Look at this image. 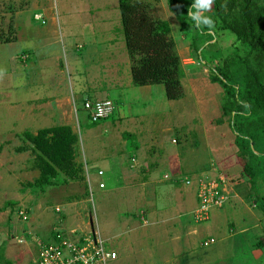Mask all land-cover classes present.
Returning a JSON list of instances; mask_svg holds the SVG:
<instances>
[{"label": "rangeland", "instance_id": "obj_1", "mask_svg": "<svg viewBox=\"0 0 264 264\" xmlns=\"http://www.w3.org/2000/svg\"><path fill=\"white\" fill-rule=\"evenodd\" d=\"M93 1L114 9L116 14L110 12L109 15L111 27L123 34L118 0ZM150 2V16L170 24L185 70L182 83L186 96L177 101L167 100L162 85L149 86V90L132 83L125 42L117 64L125 71L126 61H129V84L124 79L123 86L111 87L103 80L97 91L83 93L85 86L91 83L87 68L92 58L75 47L64 51L60 44L26 57L24 40L15 45L6 44L16 36L12 18L7 14L18 4L16 0H0V145L3 146L0 152V264H29L37 254V240L52 244L54 229L66 219L62 214L64 210L58 213L55 209H64L69 203L76 204V209L72 207L74 216L75 210L80 209L79 216L75 217L81 220L78 224L85 230L98 231L117 252L118 258L111 264H264V212L241 172L238 161L242 156L230 128V114L225 109L230 102L220 85L211 81L215 61L210 55L231 48L234 37L214 30L210 33L194 30L190 22L184 34L180 22L169 11L167 0ZM92 8L91 15L99 17L102 10ZM28 16L31 25L43 28L42 22L32 20L31 11ZM96 57L106 59L105 55ZM44 62L54 68L55 65L66 67L63 84L57 89L45 85L51 80H47L43 72L31 80L30 72L36 65L42 68ZM82 68L88 71L86 80L78 78ZM50 93L67 95L74 100L69 124L78 135V163L85 168L105 167L107 162L102 156L108 154L115 164H124L125 175L121 169L116 178L112 177L109 166L103 178L90 172L88 183L60 184L48 187L44 193L24 186L34 182L39 172L31 167L30 151H15L24 145L23 130L35 133L40 128L63 122L59 119L51 125L46 120L42 122L36 117L38 111H35L34 122L31 117L20 120L15 118L14 111L21 109L20 116H27L26 99L33 95L42 102ZM78 94L82 97L78 98ZM106 95L115 104V110L107 119L92 123L83 101ZM176 154L181 160V170L173 175L166 166L169 158ZM129 163H137L134 171H128ZM142 167L147 173H154L146 181L139 177ZM211 169L225 175L230 184V198L222 209L212 211L209 222L201 225L211 228L202 233L205 238L198 236L190 240L187 233L192 221H187L193 219L196 196L185 179L210 173ZM100 180L104 188H100ZM167 189L174 190L177 198L185 196L191 203L190 210L180 215L185 218L181 219L178 214L176 199L170 204L162 202L159 194ZM20 210L28 214V222L19 218ZM142 214L146 223L141 220ZM209 234L216 242L203 247V239Z\"/></svg>", "mask_w": 264, "mask_h": 264}, {"label": "trees", "instance_id": "obj_2", "mask_svg": "<svg viewBox=\"0 0 264 264\" xmlns=\"http://www.w3.org/2000/svg\"><path fill=\"white\" fill-rule=\"evenodd\" d=\"M150 1L159 0H118L132 83L138 87L162 85L167 100L177 101L185 97V70L170 24L150 16ZM167 1L184 34L190 22L194 30H214L234 37L231 48L210 55L215 61L211 81L220 85L230 102L225 109L242 156L238 161L241 172L264 212V0H212L204 12L209 15L202 14L211 19V28L200 25L199 20L194 24L188 15L195 0ZM21 137L24 145L15 151H30L31 167L39 172L34 182L24 185L26 188L44 193L48 187L85 181L84 165L76 161L78 135L72 127L57 125L35 133L26 130Z\"/></svg>", "mask_w": 264, "mask_h": 264}, {"label": "crops", "instance_id": "obj_3", "mask_svg": "<svg viewBox=\"0 0 264 264\" xmlns=\"http://www.w3.org/2000/svg\"><path fill=\"white\" fill-rule=\"evenodd\" d=\"M16 2L18 4L17 8L15 7L10 14H7L9 18H12V21L14 23L13 28L15 30L16 36L14 41L7 42L6 44L15 45L20 41L24 40L26 47L23 53H25L26 57L29 58L32 57V55L35 54L36 52H39L37 50H41V49L45 50L47 49L46 47H52L57 44H60L64 51H66V49L68 48L75 47L79 51L86 53L87 56L92 58L91 60L93 62H91V65L87 68L90 74L91 83H88L87 86H85L86 88L82 90L83 93H86L89 90H92L94 92L97 91L98 88H100V81L103 80L111 84V87L123 86L124 79H125V83L127 85L129 84V80H130L129 61H126L127 64L125 71L123 68H120L119 65L117 64L119 61L118 58L119 52L122 51V49H124L123 46L124 37L119 30H117L115 27H111V22L109 20L110 12H114L116 14L113 8H110V6L106 7L105 4L99 5L95 3V1L93 0H16ZM93 6H95L96 9L102 10V13L99 17H93L91 15ZM29 11H31L32 13V20L37 22H42V24L44 25L42 29L37 28L36 26H33L29 23V20L31 21L30 16H28ZM39 15L42 16L41 19H37ZM116 18L118 19L117 15ZM119 21H120V14H119ZM96 55L100 57L105 55L106 59H104V61L99 60V58L96 57ZM92 64H94L95 66H93ZM42 65H43L42 68L36 65L34 70L30 72L31 80L33 79V77H39L43 72V76L44 77L48 76L47 80H51L45 83V85H47L48 88L57 89L58 87H60V85L63 84L62 77H64L65 75L66 67L64 65H58V66L55 65L54 68V66H51V64L47 62H44ZM87 69L82 68L80 72L81 74L78 77L80 80H86L88 76ZM145 88L150 90L149 86H145ZM99 93L101 92H97L96 94ZM30 96L27 98L28 100L26 99L27 104L24 108L27 111L26 112L27 116L23 114H21L20 116L21 109L18 110L19 111L18 112L17 109L15 108L14 111L15 118L17 117V119L21 118L20 120H23L22 118L25 119L26 117H31L32 118L31 122H34L35 111H38L36 117L41 119L42 122L43 120L44 121L46 120L51 125L52 123L55 122L56 119L57 120L59 119L63 122L62 125H68L72 127L69 124V121L71 119L70 112L72 111L71 104L74 102L72 98L70 99V97L67 95L56 96L55 93L54 94L50 93L47 94L46 97L42 98V102H40L41 99L39 100L35 98L33 95ZM77 96L78 98L82 97L81 94H78ZM105 100L112 101L106 95L105 97H101V98H98L97 96L94 99L92 98L84 99L83 103L85 104L86 102H97V101H105ZM31 101L32 103L34 101V103L28 105V103ZM36 102L38 104H36ZM74 110L76 109L74 108ZM20 122L23 123V121ZM28 125L29 127H31L32 123L31 124L28 123ZM26 130L27 129H24L23 131ZM194 155L196 156V153H194ZM108 157H109L108 154H104L102 156L104 162H107L105 164V167L104 166L97 167L96 165L87 166V168L84 167V177H85L84 182L86 181L87 183L88 181L90 182V178H91V176L89 175L90 172L95 177L103 178L106 174H108L107 173L108 169H110L109 166H111L110 172L112 174V177L116 178V176L119 175V171L121 169L122 170L124 169L123 174L124 175L126 174L125 173L126 168L125 166H122L124 164L122 163L115 164ZM180 166H181V160L178 159V156L176 154V156L169 158V164H167L166 167H168L170 171L174 172L173 175H178V171L181 170ZM136 167H137V163H135V165L130 164V166L127 169L130 172V171H134ZM99 172H102L103 175L99 176L98 175ZM116 172H118L117 175H115ZM210 172H212V169ZM153 175L154 173L152 172L147 173L146 169L143 168L141 169L139 177L142 178L144 181H146L148 177ZM100 184H103L102 180L99 181V185ZM143 185H145V183H143ZM190 189L195 192L194 188H190ZM159 197L163 198L162 199L163 203L168 202V204L172 203L176 199L175 204L179 216L181 215V213L190 210L191 203L187 200L185 196L184 198H181V196L177 198L178 196L176 195V192L174 190L167 189L165 191H162L159 194ZM196 206H197V201H195V205H193V207ZM65 207H67V209ZM65 207L64 209H61L60 207H56L55 209V211L58 213L61 212V210H64L62 214L66 216V219L63 223H61L59 227L54 229V233L56 230H60V229L71 230L74 229L77 225H81L78 224L80 223L81 220L75 218L79 216V212L77 214V211L80 209L75 210L76 213L75 216L73 214L74 213L73 208L75 209L77 208L76 204L69 203ZM57 209H59V211H57ZM184 216L185 215L180 216L181 219L185 218ZM72 218H74L73 222L75 223V225L71 221ZM142 218L144 220H142ZM145 219L146 217L144 216V214H142L141 220L144 222L146 221ZM191 221L192 224L190 225L187 233L188 237L191 236V238L189 239L194 240V238L198 236L205 238V236H202V233L211 230V228L207 226L203 227L201 226L202 224H195L193 219L188 220L187 222L191 223ZM194 231L196 232V234L193 233ZM209 238H213V237L209 234L206 236V239ZM51 239L52 240L54 239V235L51 236ZM204 240L205 239H203V241Z\"/></svg>", "mask_w": 264, "mask_h": 264}, {"label": "built area", "instance_id": "obj_4", "mask_svg": "<svg viewBox=\"0 0 264 264\" xmlns=\"http://www.w3.org/2000/svg\"><path fill=\"white\" fill-rule=\"evenodd\" d=\"M39 15L37 19H41ZM84 109L92 123H99L110 117L115 104L112 101L86 102ZM175 143V141H174ZM135 162V160L133 159ZM99 176L103 173L99 172ZM168 176L165 179L168 180ZM185 184L195 189L197 206L193 211L195 224H203L211 219L212 211L222 209L230 198V184L226 177L215 169L210 173H202L195 178H186ZM104 188V184L99 185ZM59 211V209H57ZM19 218L28 222V214L20 210ZM142 220H144L142 218ZM146 223V221H144ZM83 225H77L71 230H56L52 244L37 240V254L29 264H111L118 254L109 247L98 231L85 230ZM214 238L205 239L203 247L214 244Z\"/></svg>", "mask_w": 264, "mask_h": 264}, {"label": "clouds", "instance_id": "obj_5", "mask_svg": "<svg viewBox=\"0 0 264 264\" xmlns=\"http://www.w3.org/2000/svg\"><path fill=\"white\" fill-rule=\"evenodd\" d=\"M211 3L212 0H195V6H191V9L193 10L188 12V15L191 17L194 24L197 20H199L200 25L207 26L209 28L212 27L211 19L202 15V13L209 10Z\"/></svg>", "mask_w": 264, "mask_h": 264}]
</instances>
